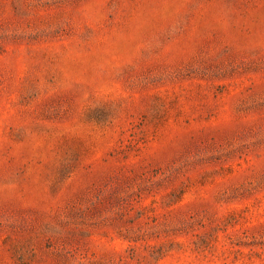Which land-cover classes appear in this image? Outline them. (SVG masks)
<instances>
[{"label": "rangeland", "instance_id": "1", "mask_svg": "<svg viewBox=\"0 0 264 264\" xmlns=\"http://www.w3.org/2000/svg\"><path fill=\"white\" fill-rule=\"evenodd\" d=\"M0 264H264V0H0Z\"/></svg>", "mask_w": 264, "mask_h": 264}]
</instances>
